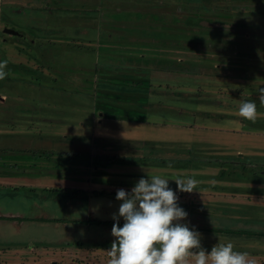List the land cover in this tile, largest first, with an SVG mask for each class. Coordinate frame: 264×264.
Instances as JSON below:
<instances>
[{"label": "rangeland", "instance_id": "obj_1", "mask_svg": "<svg viewBox=\"0 0 264 264\" xmlns=\"http://www.w3.org/2000/svg\"><path fill=\"white\" fill-rule=\"evenodd\" d=\"M260 2L0 0V98L7 95L6 104H0V124L10 119L22 132L29 125L32 133L42 137L38 143H46L51 136L65 138L71 155L69 175L52 176L53 183L85 185L88 178L95 180L103 171L137 177L160 175L169 178V184L194 179L198 182L195 192H179L183 202L207 206L183 221L201 234L202 246L211 250L216 243L231 241L235 250L248 254L252 264H264V163L260 164L264 149L234 136L229 137L232 145L226 146L227 138L218 133L192 139L190 129L196 131L193 116L198 121L203 117L207 123L221 121L210 118L200 107L197 110L195 104L190 107L188 85L196 41L203 45L206 40L215 45L226 42L220 35L225 30L216 27L217 22L245 18L255 25L259 18L250 11L264 9L263 3L254 4ZM228 9L239 15L227 18L223 13ZM198 21L205 26L210 23L211 28L196 25ZM7 27L28 37L12 36L4 31ZM202 35L205 40H196ZM200 50L203 55L207 52ZM259 86L253 84L250 91L259 92ZM206 106L210 111L211 104ZM263 107L258 103L257 111ZM114 142L123 146L113 147ZM119 154L147 163L131 168L123 161L106 166L98 161V156L105 159ZM220 158H239L244 164L236 169L219 163ZM45 165L43 168L56 169L50 159L45 158ZM73 194L69 195L76 203ZM101 197L111 200V196ZM221 224L222 231H212ZM227 228L232 233L225 232ZM105 230L101 226L94 235L101 248H69L65 253L56 247L39 252L38 246H57L61 234L54 226L47 236L44 232L50 239L47 243L21 238L12 228L0 230V264H109L110 257L100 254L109 253L116 238H103ZM73 240H78L77 234ZM17 248L24 254H18Z\"/></svg>", "mask_w": 264, "mask_h": 264}, {"label": "crops", "instance_id": "obj_2", "mask_svg": "<svg viewBox=\"0 0 264 264\" xmlns=\"http://www.w3.org/2000/svg\"><path fill=\"white\" fill-rule=\"evenodd\" d=\"M1 1L11 2L13 0ZM260 1V3L254 4H264V0ZM243 13L247 14L245 10L242 11ZM251 13L259 18V22L256 21L255 25H251L245 18V21L238 19L233 22H218L216 27L225 30L220 35L221 39L226 42L215 45L206 40V44L203 45L196 41L197 46L192 47V62L188 73V85L191 89L189 90L190 107L195 104L197 110L200 107L206 114H209L210 118L221 121L207 123L208 121L202 117L199 122L193 116V125L196 131L190 129L192 139H206L218 133V135L227 138L226 146L232 145L229 137L234 136L238 141L249 142L247 143L249 146L259 143V147L264 149V110L257 111L255 120L245 119L239 114V106L242 102L247 100L255 101L256 104L261 102L259 92L250 91L253 89L252 85L260 83L259 90L264 88V9L261 7L260 10ZM223 14H226L227 18L239 15L233 9H228ZM258 31L260 32L258 33ZM198 39L205 40L203 35L196 40ZM199 44L200 48H198ZM201 48L207 51L205 55L201 54ZM201 57L202 60H200ZM126 68V70H131L130 67ZM178 74L183 75V73ZM3 95L0 98L1 105L6 104L7 95ZM206 104H211L210 111ZM2 114L0 113V116ZM8 120L10 119H6L0 124V230L6 231L12 228L15 234L21 235V238L47 243L50 239L45 237V234L47 236L48 230L54 226L60 230L61 237H58L57 246L51 244L38 246L39 252L44 251L45 253H48V247H56L60 250L58 252L63 253L67 252L69 248L79 250L83 247H91L94 250L101 248L100 239L94 236L95 233H99L101 226L106 228L103 231V238H115L111 231L113 224L116 223L113 213L118 214L117 211L121 203L116 199V192L120 188L130 190L141 177L112 175L108 171H103V174L96 176L95 180L88 178V183L85 185L68 184L64 181L53 183L52 176L69 175L67 166L71 162V155H69L68 144L64 145L65 138L51 136L48 137L46 143H38L43 139L42 137L39 139L36 131L32 133L29 125L26 127V131L22 132L14 121L10 123ZM209 130H212L210 134H197V131L208 132ZM21 136H25V138L22 140ZM195 142L198 143V140ZM112 145L118 148L123 146L117 142ZM213 150L226 151V149ZM45 158L50 159L56 169H46ZM98 161L103 163L102 166H106L110 162L100 160L99 156ZM218 162L229 167L234 166L236 169L243 165L240 159H221ZM138 163L147 162H123L131 168L136 167L135 164ZM263 163L260 162V164ZM254 164L251 167H254ZM117 167L123 168L122 166ZM115 170L120 172L117 168ZM70 172L72 173V171ZM104 172L108 173L105 175ZM19 176L24 177L25 180L19 179ZM176 184L174 182V184H170L172 185L170 187L177 190ZM195 185L198 186V182ZM72 189L78 190L79 194L75 196L74 190L71 192ZM70 193L74 198H77L76 203H73ZM177 194L179 205L185 210H190L189 217L196 216L193 213L198 211L201 206L203 209L207 208L206 205L200 206L201 203L196 201L183 202L182 193L177 191ZM101 196H111V200ZM194 205L196 207H193ZM114 208L118 210L115 212ZM119 223L120 226L123 225L122 217L119 219ZM235 224L247 226L257 223L236 222ZM230 226L233 225H228V227ZM218 229L222 231V224ZM229 231L228 228L225 229V232L232 233ZM235 232L238 233L236 230ZM76 234L78 240L72 241ZM78 243H83V245L79 246ZM36 250L33 249L35 252ZM107 251L109 250L107 249ZM16 252L24 254L19 248ZM100 257L109 258L110 256L109 253L104 252L100 254ZM104 261L106 262V260Z\"/></svg>", "mask_w": 264, "mask_h": 264}, {"label": "clouds", "instance_id": "obj_3", "mask_svg": "<svg viewBox=\"0 0 264 264\" xmlns=\"http://www.w3.org/2000/svg\"><path fill=\"white\" fill-rule=\"evenodd\" d=\"M259 99L264 103V88L259 90ZM239 114L255 120L256 102H242ZM176 183L174 190L169 178L148 173L130 190H117L116 199L121 203L118 214L113 213L116 239L109 249V264H252L248 254L235 250L231 241L216 243L211 250L202 246L201 234L183 222L189 214L179 205L177 194L192 192L196 181L186 178L176 179Z\"/></svg>", "mask_w": 264, "mask_h": 264}, {"label": "trees", "instance_id": "obj_4", "mask_svg": "<svg viewBox=\"0 0 264 264\" xmlns=\"http://www.w3.org/2000/svg\"><path fill=\"white\" fill-rule=\"evenodd\" d=\"M128 1V0H127ZM251 13V12H250ZM217 21H215V23H216ZM209 23V22H208ZM196 25H198V26H202V25H204L205 26V23L204 22H201V21H198V22H196L195 23ZM217 24H218V22H217ZM217 24H215L216 26H217ZM209 26H210V28H211V24L209 23L208 24ZM208 25H206V26H208ZM205 26V27H206ZM113 142V141H112ZM109 143H111V142H109ZM115 143V142H114ZM99 159L100 160H102V161H123V162H133V161H135V162H145V159H138V158H135V157H128V156H125V155H115V156H111V157H105V159L104 158H100L99 157ZM239 159V158H238ZM244 164V163H243ZM169 186H172V185H170L169 184ZM78 190H74V192H77ZM89 222H90V220H89ZM203 228V227H202ZM201 228V229H202ZM212 231H216V232H218V231H221V229H218V228H213V230ZM78 245L79 246H82L83 245V243H78Z\"/></svg>", "mask_w": 264, "mask_h": 264}, {"label": "water", "instance_id": "obj_5", "mask_svg": "<svg viewBox=\"0 0 264 264\" xmlns=\"http://www.w3.org/2000/svg\"><path fill=\"white\" fill-rule=\"evenodd\" d=\"M4 31L8 32L9 34H12V35H22V33L17 31L16 29H12V28H8V27ZM261 173H264V172H261ZM53 264H56V263L54 262Z\"/></svg>", "mask_w": 264, "mask_h": 264}, {"label": "flooded vegetation", "instance_id": "obj_6", "mask_svg": "<svg viewBox=\"0 0 264 264\" xmlns=\"http://www.w3.org/2000/svg\"><path fill=\"white\" fill-rule=\"evenodd\" d=\"M12 36H16V35H12ZM18 37H20V38H27L28 36H25V34H22V35H17ZM32 40V39H31Z\"/></svg>", "mask_w": 264, "mask_h": 264}]
</instances>
